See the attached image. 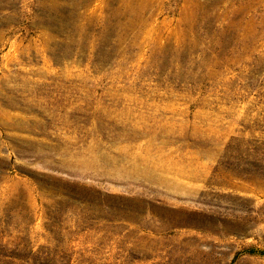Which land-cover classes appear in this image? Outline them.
<instances>
[{"label": "rangeland", "instance_id": "obj_1", "mask_svg": "<svg viewBox=\"0 0 264 264\" xmlns=\"http://www.w3.org/2000/svg\"><path fill=\"white\" fill-rule=\"evenodd\" d=\"M136 1L0 0V264H264V0Z\"/></svg>", "mask_w": 264, "mask_h": 264}, {"label": "bare ground", "instance_id": "obj_2", "mask_svg": "<svg viewBox=\"0 0 264 264\" xmlns=\"http://www.w3.org/2000/svg\"><path fill=\"white\" fill-rule=\"evenodd\" d=\"M120 1H121V0H120ZM123 1H124V0H123ZM134 1H135V0H134ZM138 1H139V3H140V6L138 7L139 9L141 8V5H142V7H143V6H145L146 4H148V3L150 2V0H137L136 3H138ZM151 1H153V0H151ZM117 2H119V1H117ZM128 2H129V1H128ZM119 3H120V2H119ZM120 6H121V5H120ZM124 7H125V4H124ZM159 7H160V5H159ZM127 8H128V7H127ZM127 8H126V11L128 10ZM132 8H133V6H132ZM138 8H137V9H138ZM123 9H124V8H123ZM120 10H122V9L120 8Z\"/></svg>", "mask_w": 264, "mask_h": 264}]
</instances>
